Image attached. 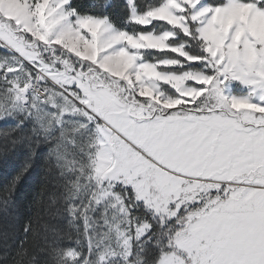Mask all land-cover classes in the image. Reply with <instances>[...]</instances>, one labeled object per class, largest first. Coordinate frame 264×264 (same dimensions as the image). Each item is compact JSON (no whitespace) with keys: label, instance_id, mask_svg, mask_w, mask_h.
Segmentation results:
<instances>
[{"label":"snow or ice","instance_id":"snow-or-ice-1","mask_svg":"<svg viewBox=\"0 0 264 264\" xmlns=\"http://www.w3.org/2000/svg\"><path fill=\"white\" fill-rule=\"evenodd\" d=\"M8 169L0 264H264V0H0Z\"/></svg>","mask_w":264,"mask_h":264},{"label":"trees","instance_id":"trees-1","mask_svg":"<svg viewBox=\"0 0 264 264\" xmlns=\"http://www.w3.org/2000/svg\"><path fill=\"white\" fill-rule=\"evenodd\" d=\"M10 174H11V169H8V170H6L5 172L0 173V178H6V177L9 176ZM28 190H29V191L32 190L31 186L29 187Z\"/></svg>","mask_w":264,"mask_h":264}]
</instances>
